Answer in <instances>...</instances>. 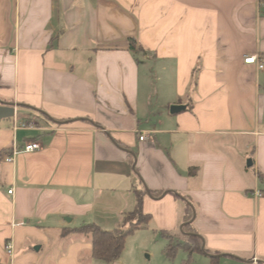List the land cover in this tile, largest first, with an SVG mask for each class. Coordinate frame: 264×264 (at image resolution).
<instances>
[{
    "label": "crops",
    "instance_id": "1",
    "mask_svg": "<svg viewBox=\"0 0 264 264\" xmlns=\"http://www.w3.org/2000/svg\"><path fill=\"white\" fill-rule=\"evenodd\" d=\"M260 2L0 0V264H106L64 230L119 229L138 193L151 221L112 264H151L136 240L166 250L186 203L203 264H264Z\"/></svg>",
    "mask_w": 264,
    "mask_h": 264
},
{
    "label": "trees",
    "instance_id": "2",
    "mask_svg": "<svg viewBox=\"0 0 264 264\" xmlns=\"http://www.w3.org/2000/svg\"><path fill=\"white\" fill-rule=\"evenodd\" d=\"M130 50L137 53L143 51L139 49L137 42L134 39H130ZM197 76V71L194 72L193 79ZM262 177L260 176V180ZM143 193L137 194V203L133 212L124 216L121 228L114 231H106L101 229L97 225H86L80 228L72 230H64V236L70 233L84 234L91 237L92 241V258L106 264H112L117 262L125 247L126 239L134 234L141 226L147 225L151 221V217L143 212ZM130 218V219H129ZM193 218V211L190 204H185L184 226L179 238L181 242L177 244H168L165 253L169 259H173L179 250H184L188 253V261L190 262L192 256L196 253L208 255L207 252H203L202 239L192 229L191 220ZM162 236L171 238L168 234L161 233ZM212 264H216V260L213 256H210Z\"/></svg>",
    "mask_w": 264,
    "mask_h": 264
},
{
    "label": "rangeland",
    "instance_id": "3",
    "mask_svg": "<svg viewBox=\"0 0 264 264\" xmlns=\"http://www.w3.org/2000/svg\"><path fill=\"white\" fill-rule=\"evenodd\" d=\"M171 240H172L173 245L177 244L178 242H181V239L177 238V237H171ZM136 241H137L136 245L143 246V245L147 244L148 252H146V253L149 254V251L153 252L154 258L152 259L151 264H165V262H167L168 260H170V262L173 261L172 264H175V263H177V264H203L202 260H207V259H205V257H204V259H202V257H196L193 255L190 262H187L188 261V255H187L186 259L184 258L185 260H182V257H185V256L182 255L180 250L177 252L176 256L173 259H169L166 256L162 241L159 240L158 242H153L151 239L145 240V237H143V236L138 237V239ZM136 245H133V247H136ZM131 249H132V245L129 247V250H131ZM142 258H143V260H147L145 254H142ZM167 258H168V260H167ZM148 261H150V260H148Z\"/></svg>",
    "mask_w": 264,
    "mask_h": 264
},
{
    "label": "built area",
    "instance_id": "4",
    "mask_svg": "<svg viewBox=\"0 0 264 264\" xmlns=\"http://www.w3.org/2000/svg\"><path fill=\"white\" fill-rule=\"evenodd\" d=\"M260 6H264V2H260ZM244 62L247 65H255L259 69H263L264 68V65L259 61L257 56H249V57L245 58ZM144 139H145V136L142 135L140 137V140L143 141ZM39 149H40V145L37 144V143H26L22 150H15L14 153H13V157L6 158L5 161L13 162L14 156H16V155H18L20 153H31V152H34V151L39 150ZM13 192H14V188H11L8 191V194L12 196ZM256 195L257 196H262L261 193H256ZM6 253L10 257H13V255H14V247H13L12 243H8L6 245Z\"/></svg>",
    "mask_w": 264,
    "mask_h": 264
},
{
    "label": "water",
    "instance_id": "5",
    "mask_svg": "<svg viewBox=\"0 0 264 264\" xmlns=\"http://www.w3.org/2000/svg\"><path fill=\"white\" fill-rule=\"evenodd\" d=\"M183 108L179 106H173L171 108L172 113H177L181 111ZM15 115V109L13 106L0 104V120L5 118H11ZM204 251V250H203Z\"/></svg>",
    "mask_w": 264,
    "mask_h": 264
}]
</instances>
